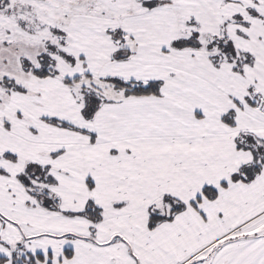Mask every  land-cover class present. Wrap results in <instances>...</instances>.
<instances>
[{"label": "snow or ice", "instance_id": "obj_1", "mask_svg": "<svg viewBox=\"0 0 264 264\" xmlns=\"http://www.w3.org/2000/svg\"><path fill=\"white\" fill-rule=\"evenodd\" d=\"M0 264H264V0H0Z\"/></svg>", "mask_w": 264, "mask_h": 264}]
</instances>
